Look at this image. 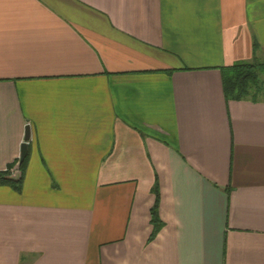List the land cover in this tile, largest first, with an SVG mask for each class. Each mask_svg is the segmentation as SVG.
Here are the masks:
<instances>
[{
	"label": "crops",
	"instance_id": "crops-1",
	"mask_svg": "<svg viewBox=\"0 0 264 264\" xmlns=\"http://www.w3.org/2000/svg\"><path fill=\"white\" fill-rule=\"evenodd\" d=\"M254 54L264 0H0V264H264Z\"/></svg>",
	"mask_w": 264,
	"mask_h": 264
},
{
	"label": "trees",
	"instance_id": "trees-1",
	"mask_svg": "<svg viewBox=\"0 0 264 264\" xmlns=\"http://www.w3.org/2000/svg\"><path fill=\"white\" fill-rule=\"evenodd\" d=\"M256 48L255 42L252 43V50ZM222 93L225 100L234 101H256L264 97V62H258L254 58L250 61H238L229 66L219 68ZM26 157L18 162L17 168L20 170V176L16 179L9 177L11 165L6 166L0 171V186H6L14 192H19L21 188V174L23 172ZM151 193L154 196L153 203L149 209V222L151 232L148 238L150 241L160 228V222L157 217L158 191L157 182L154 179Z\"/></svg>",
	"mask_w": 264,
	"mask_h": 264
},
{
	"label": "water",
	"instance_id": "water-1",
	"mask_svg": "<svg viewBox=\"0 0 264 264\" xmlns=\"http://www.w3.org/2000/svg\"><path fill=\"white\" fill-rule=\"evenodd\" d=\"M28 140V128L24 127L23 131V137H22V143L19 147V159L18 162L22 161L26 155L27 149H26V142Z\"/></svg>",
	"mask_w": 264,
	"mask_h": 264
},
{
	"label": "built area",
	"instance_id": "built-area-1",
	"mask_svg": "<svg viewBox=\"0 0 264 264\" xmlns=\"http://www.w3.org/2000/svg\"><path fill=\"white\" fill-rule=\"evenodd\" d=\"M19 156L16 157V164L12 167L11 172L14 177H19L20 173L18 172L17 164H18Z\"/></svg>",
	"mask_w": 264,
	"mask_h": 264
},
{
	"label": "rangeland",
	"instance_id": "rangeland-1",
	"mask_svg": "<svg viewBox=\"0 0 264 264\" xmlns=\"http://www.w3.org/2000/svg\"><path fill=\"white\" fill-rule=\"evenodd\" d=\"M254 59L258 62H264V56H257L256 54H254ZM262 79L264 80V77H262Z\"/></svg>",
	"mask_w": 264,
	"mask_h": 264
}]
</instances>
